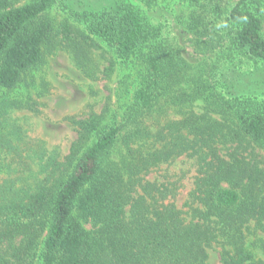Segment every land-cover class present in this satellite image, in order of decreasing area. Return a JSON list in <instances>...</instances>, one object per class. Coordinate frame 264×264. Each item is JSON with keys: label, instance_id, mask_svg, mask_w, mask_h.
Returning <instances> with one entry per match:
<instances>
[{"label": "trees", "instance_id": "obj_1", "mask_svg": "<svg viewBox=\"0 0 264 264\" xmlns=\"http://www.w3.org/2000/svg\"><path fill=\"white\" fill-rule=\"evenodd\" d=\"M179 1L212 62L183 56L148 15L157 0H0V88L57 44L83 61L93 36L126 89L111 111L68 117L64 156L8 127L0 106V264H210L211 250L264 264L246 244L252 226L264 232V0ZM241 54L262 66L240 73ZM182 156L196 166L183 202V176L148 177Z\"/></svg>", "mask_w": 264, "mask_h": 264}, {"label": "rangeland", "instance_id": "obj_2", "mask_svg": "<svg viewBox=\"0 0 264 264\" xmlns=\"http://www.w3.org/2000/svg\"><path fill=\"white\" fill-rule=\"evenodd\" d=\"M236 2L225 0V9H230ZM53 14L59 20L68 15L58 4ZM148 15L154 22L163 25L165 35L179 44L188 61L210 63L215 58L214 54L207 56L195 48L194 36L183 24L185 11L179 0H157V5L148 10ZM113 60H117L114 52L93 36L83 61L76 59L73 52L63 45L57 44L52 51L45 52L42 62L31 69L16 88H0V106L6 107L3 118L6 125L19 126L26 136L43 140L49 150L58 151L61 156L66 155L77 135L68 117H85L92 111L101 112L105 109L108 112L119 107L124 100L126 89L122 74L107 69ZM262 64L241 54L236 58L235 69L240 73H250ZM256 149L264 158V148L256 146ZM34 160V176H41V161L38 158ZM195 172L194 160L182 156L172 165L155 168L148 177L163 180L167 176L174 179L183 176V202ZM9 176L11 174L8 171H0V179ZM246 244L257 259H264L263 231L252 226L247 230ZM209 263L222 264L217 250H211Z\"/></svg>", "mask_w": 264, "mask_h": 264}]
</instances>
